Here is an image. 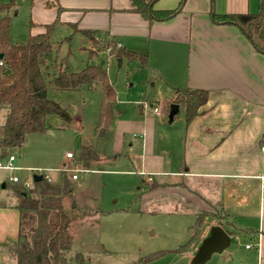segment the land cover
Here are the masks:
<instances>
[{
    "label": "rangeland",
    "instance_id": "374dc122",
    "mask_svg": "<svg viewBox=\"0 0 264 264\" xmlns=\"http://www.w3.org/2000/svg\"><path fill=\"white\" fill-rule=\"evenodd\" d=\"M1 1L8 3L11 0ZM14 1L16 13L10 16V37L13 43L24 44L31 30L40 26L31 27V0ZM185 1L178 0V3L184 5ZM44 31L45 27H41V32ZM88 37L76 28L56 25L51 36V58L56 59L57 64L62 63L66 71L77 72L89 65L102 66L115 90L114 111L119 115H115L107 133L99 137L95 133L102 101L98 85L94 89L83 87L75 91L49 88L48 99L66 110L71 121L64 123L57 116H49L45 133L28 135L22 151L9 152L16 160L11 169H0V198L6 196L5 201L14 200L10 177L31 186L34 175H40L44 180H48L47 177L52 184L58 183L64 175L71 193L64 198L63 206L66 211L75 208L77 218L70 231L73 237L70 264H75L74 253L77 252L82 253L83 264H189L178 252L183 248L187 251L190 244L198 241L202 228L207 229L204 223L225 225L227 218L222 210L215 208L205 212L195 210L197 215H193L194 210L183 209L182 212L178 208V193L155 195L156 184L148 181L144 173H139L137 162L144 163L147 159L141 144V139L145 141L146 136L145 133L139 134L145 129L153 139L155 155L169 152L163 157L165 175L152 178L161 182H178L175 131L183 124L184 114L180 110L174 122L168 124L165 108L174 88L171 91V87L161 80L158 71L161 55L155 50L149 58L144 52L137 53L139 58H117L116 54H110L107 40ZM178 50L184 53L187 47L181 45ZM178 56L177 52L172 57L170 67L173 74L178 73V67L182 68ZM182 81L178 76V83ZM156 107L161 117L146 114H152ZM143 110L145 112L141 115ZM2 121L4 113L0 112ZM81 145L92 146L104 160L93 163L90 168L85 167L77 158ZM66 152L73 153L74 159L63 162ZM7 160L8 154L0 157L2 164ZM62 162L64 168L80 170L77 181L71 180L75 174L73 171H60ZM5 183L2 189L1 185ZM255 200L251 199L252 205ZM248 236L243 231L238 232V239L227 250L235 248L236 257L249 255L253 250L244 251L246 243L252 246ZM4 252L0 254V264H12ZM219 256L214 254L207 264H214ZM148 258L152 259L142 262Z\"/></svg>",
    "mask_w": 264,
    "mask_h": 264
},
{
    "label": "crops",
    "instance_id": "0c3cea01",
    "mask_svg": "<svg viewBox=\"0 0 264 264\" xmlns=\"http://www.w3.org/2000/svg\"><path fill=\"white\" fill-rule=\"evenodd\" d=\"M260 1L186 0L174 16L152 21L132 11L131 0L32 2L31 27L40 28L32 29L30 35L42 34L41 27L57 21L58 25L89 32V39L98 36L100 40L115 41L116 49L125 48L136 54L144 52L148 58L156 50L161 55L158 70L161 80L171 91L174 88L171 97L176 90L208 92L203 113L187 126L183 122L175 131L178 182L152 178L165 175L163 157L169 152L155 155L148 130L142 129L139 133L140 136L145 133L141 144L149 159V162L146 158L144 163L137 162L139 173L156 184L155 195L175 191L182 212L183 209L194 210L193 215H197L195 210L205 212L215 208L227 216L225 225L204 223L207 229L202 228L198 241L190 244L187 251L183 248L178 252L189 264L210 227L218 224L231 234L230 246L238 239V232L249 235L252 246L245 248L246 243L244 251H253L236 257L235 248H226L214 264H264V54L256 50L237 27L211 19L214 13H256ZM48 2L51 7H46ZM178 4V0H155L151 6L153 10L166 11L176 9ZM181 45L187 47L184 53L178 50ZM177 52L182 68L178 67V73L173 74L170 65ZM178 76L183 79L182 83H178ZM146 114L162 116L153 112ZM96 155L97 159L88 164L89 168L104 160ZM4 199L6 196L0 198V254H4L6 246L18 236L19 213L15 199ZM251 199H256L254 205Z\"/></svg>",
    "mask_w": 264,
    "mask_h": 264
},
{
    "label": "trees",
    "instance_id": "16d2710c",
    "mask_svg": "<svg viewBox=\"0 0 264 264\" xmlns=\"http://www.w3.org/2000/svg\"><path fill=\"white\" fill-rule=\"evenodd\" d=\"M33 1L31 0V6ZM153 1L155 0H131L132 11L149 21L165 20L174 16L183 6L179 3L174 10L156 11L151 6ZM51 6V3H46V7ZM15 8L14 0L8 3L0 0V62L3 64L0 66V112L4 113V121L0 125L1 156L8 154L9 157L12 155L10 151H22L28 135L45 133L49 116H57L64 123L71 121L66 110L48 99L49 88L75 91L83 87L94 89L98 85L102 101L95 133L99 137L104 136L116 115V93L105 69L99 65H89L77 72L66 71L62 63L57 64L56 59L52 60L51 36L58 25L57 21L45 25L44 33L29 35L26 43H13L10 37V16L16 13ZM211 19L215 23L237 27L254 48L264 54V0L260 1L256 13H214ZM81 33L90 36L89 32ZM91 39L93 40L92 36ZM108 44L110 54H116L117 58H139L135 52L117 50L114 42ZM57 53L55 50L56 55ZM207 101L206 90H176L167 102L165 117L168 116L170 106L176 104L183 111L182 119L187 126L203 113L202 108ZM177 116L179 112L173 121ZM77 158L88 167L90 162L97 159V155L92 146H80ZM19 182L11 183L15 207L19 213L18 236L11 245L6 246L7 255L13 264H70L72 261L69 253L73 240L70 231L77 218L74 215L75 208L66 211L63 206L64 198L71 193L66 178L63 175L54 184L43 178L39 182L32 181L29 188ZM197 221L200 222V219ZM81 254L74 253L75 264H83ZM151 259H144L142 262Z\"/></svg>",
    "mask_w": 264,
    "mask_h": 264
},
{
    "label": "water",
    "instance_id": "95a60500",
    "mask_svg": "<svg viewBox=\"0 0 264 264\" xmlns=\"http://www.w3.org/2000/svg\"><path fill=\"white\" fill-rule=\"evenodd\" d=\"M2 55H0V59ZM179 112V106L172 104L167 116L168 123L173 122V118ZM43 179L40 175L32 177L33 182H39ZM4 188V185H1ZM231 244V234H229L221 225L211 226L208 235L201 241L196 253L191 259L190 264H206L214 254H221Z\"/></svg>",
    "mask_w": 264,
    "mask_h": 264
},
{
    "label": "built area",
    "instance_id": "2783aa9c",
    "mask_svg": "<svg viewBox=\"0 0 264 264\" xmlns=\"http://www.w3.org/2000/svg\"><path fill=\"white\" fill-rule=\"evenodd\" d=\"M1 65H3V64L0 62V66H1ZM153 113H154V115H156V116H160V115H161V114H160V110H159L157 107L153 109ZM65 158H66V160H73V153H71V152L66 153ZM14 160H15V157H14L13 155L9 156V157H8V160H7V162H6L5 164L0 163V169H2V170H9V169H11V168L13 167V162H14ZM62 167H63V168L60 170L61 172H62L63 170H66L67 172H68V171H73V172L75 173V174H73V175L71 176V180H72V181H76V180L78 179V175H77V173L80 172V170H78V169L70 170L69 168H64V165H63ZM63 172H64V171H63ZM46 179H48L47 181L50 182V179H49V178L46 177ZM11 182H12V183H17V182H19V179L16 178V177H13V178H11ZM23 185H24L25 188H29L30 183H28V182H24ZM246 248H249V246H246Z\"/></svg>",
    "mask_w": 264,
    "mask_h": 264
}]
</instances>
